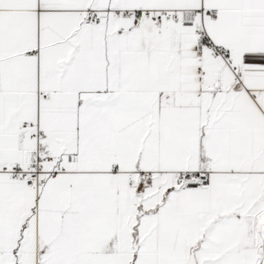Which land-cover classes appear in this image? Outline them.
Returning <instances> with one entry per match:
<instances>
[{
  "label": "snow or ice",
  "instance_id": "snow-or-ice-1",
  "mask_svg": "<svg viewBox=\"0 0 264 264\" xmlns=\"http://www.w3.org/2000/svg\"><path fill=\"white\" fill-rule=\"evenodd\" d=\"M0 264H264V0H0Z\"/></svg>",
  "mask_w": 264,
  "mask_h": 264
}]
</instances>
